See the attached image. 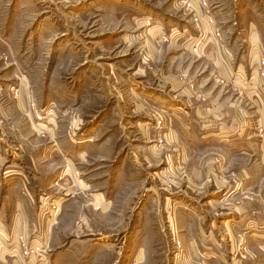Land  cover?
Segmentation results:
<instances>
[{
    "label": "rangeland",
    "instance_id": "rangeland-1",
    "mask_svg": "<svg viewBox=\"0 0 264 264\" xmlns=\"http://www.w3.org/2000/svg\"><path fill=\"white\" fill-rule=\"evenodd\" d=\"M120 1L0 0L3 209L20 208L15 214L32 224L42 217L56 228L75 209L73 229L80 237L103 231L101 246L114 249L115 264H264L257 250L264 237L245 229L237 209L264 199V59L248 57V25L240 23L264 27V0H224L221 7L215 0H126L158 4L179 27L191 19L186 26L197 31L201 49L231 53L234 69L245 65L231 80L242 78L252 93L235 112L249 132L239 139L249 155L228 151L233 165L218 144L188 143L185 151L197 160L183 156L177 90L168 85L184 78L162 72L169 53L137 54L144 29L128 20L131 3ZM229 190L236 200H221ZM259 219L264 230V212ZM11 236L0 244V264H54L55 253L34 248L29 235ZM68 238L63 245L74 235Z\"/></svg>",
    "mask_w": 264,
    "mask_h": 264
},
{
    "label": "crops",
    "instance_id": "crops-1",
    "mask_svg": "<svg viewBox=\"0 0 264 264\" xmlns=\"http://www.w3.org/2000/svg\"><path fill=\"white\" fill-rule=\"evenodd\" d=\"M215 2L217 7L225 6L224 0H215ZM114 3L116 2H110L109 4L112 5ZM123 3L124 5L125 3H131L125 9L126 12L132 13V16L129 14L132 18L129 17L128 20L137 25L139 27L137 29H144L141 34L142 38L139 40L144 43L140 46L137 54H146V56H152L156 59L157 54L161 51H163V55L166 52L169 53L168 60L165 58L164 64H162V72L164 74H170V72L174 74L175 72L184 78L183 82L177 81L168 85L170 90H177L176 95L174 94L178 98L177 105L180 120L177 135L180 142L179 145L184 151L183 156L193 159L194 162L197 160L198 154L194 153L191 155L190 151H185V145H188V143L194 145L204 143L218 144L223 146L226 152H221V155L226 158L228 165H233L236 161L228 151L236 150L240 155L247 154L248 156L249 154L244 152L248 151L246 147V145L248 146L247 141L244 142L239 139L246 136L249 132L244 125H239L238 122L242 121V118L240 116L236 117L238 113L235 115V112H237V107L250 99L252 93H248L249 83L245 84L242 78H236L235 82L231 80L234 71L239 74L246 72L245 65L239 64L238 68L234 69L231 53V55L228 52L222 54L219 51H204V49H201L199 44L200 37H198L197 31H194L189 25L186 26L191 23V19L185 25L181 23L182 26L179 27L176 26L175 21L168 19V13L165 17L164 14H161L160 9H158L159 6H154L158 4L147 6L146 4H135L126 0H121L117 4L123 5ZM173 7L168 10L174 11L175 7L174 9ZM139 11H142L143 15H139ZM183 12L187 16L185 11ZM240 23L245 26L248 25V35H246L249 38L248 42L252 43L250 47L251 54L248 52V57L251 59L254 57L255 59L256 57L264 59L263 49L261 48V46L264 48V27L260 26V24L257 25L256 22L250 19H243ZM174 32H178L177 36L173 38L174 40H171V35L176 34ZM164 42H167V44ZM174 43H177L178 48L175 49L177 54L176 57L170 60V45ZM174 46L173 48H175ZM166 49L168 51H165ZM257 61L255 65L259 66L260 63ZM205 74L210 76L203 77ZM252 74L251 82H255V75L258 72L254 70ZM217 77L218 79H216ZM258 83L261 89L260 96L264 99V79H259ZM235 96L237 97L236 101ZM262 104L264 106V102ZM137 107L139 110L144 108L139 105ZM252 137H257V135L252 134L250 138ZM248 140L251 141L250 139ZM259 145L261 146L260 154H264V139ZM230 169H232V166ZM228 170L226 171L228 172ZM230 193L232 192L226 193V197H222L221 200L226 202L235 201L236 193L232 196H230ZM261 200L262 205L257 203L256 207L245 202H242L241 207H237L238 212L241 214L240 218L242 220L247 219L245 229L250 230L252 233L254 232V235L259 238L264 237V230H260L261 227L258 226L259 217H263L264 212V199ZM0 201V231H3L0 234V244L3 241H8L9 233L12 235L11 237L14 235L15 237L17 235H22L23 237L29 235L30 239L33 238L31 241H33L32 246L34 248L42 249L43 253L48 256L55 253L56 256L52 257V263L54 264H115L119 259L116 258V253H113L114 249H107V245L101 246L103 241L108 238L103 231L97 235L95 232L87 233L89 234L87 237H80V234H77L81 229L75 230L72 227L78 214L75 209L67 210L64 214L65 216L63 215L61 219L59 218L60 222L56 228L49 225L48 222L50 221L46 222V219L42 217L32 224L26 219L25 214H15L16 212L19 213L20 208L16 212L14 210L12 213L9 211L5 212V209H3L6 205L4 198L2 197ZM17 204L18 202H14V208H16ZM233 206L234 204L232 203L231 207L228 206L227 208H233ZM84 229L88 230L90 227H85ZM71 235H74L73 240L65 242V245H63L64 240L67 238V241H69L68 237ZM257 250L259 256L260 253L262 256L264 255V241L257 246ZM231 260L232 264L241 263L238 259L232 258ZM261 260L264 261L263 259Z\"/></svg>",
    "mask_w": 264,
    "mask_h": 264
},
{
    "label": "built area",
    "instance_id": "built-area-1",
    "mask_svg": "<svg viewBox=\"0 0 264 264\" xmlns=\"http://www.w3.org/2000/svg\"><path fill=\"white\" fill-rule=\"evenodd\" d=\"M187 6H188V8H192L190 4L187 5ZM195 16H196V15H195ZM194 22H195L197 25H199L201 21H200L199 19H195V18H194ZM201 23H202V22H201ZM218 36H220V35H218ZM27 255H28V254H27Z\"/></svg>",
    "mask_w": 264,
    "mask_h": 264
}]
</instances>
